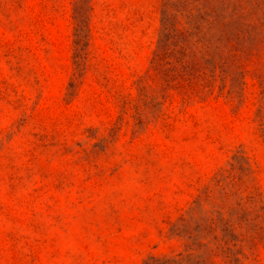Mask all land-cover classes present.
I'll use <instances>...</instances> for the list:
<instances>
[{"label": "rangeland", "instance_id": "obj_1", "mask_svg": "<svg viewBox=\"0 0 264 264\" xmlns=\"http://www.w3.org/2000/svg\"><path fill=\"white\" fill-rule=\"evenodd\" d=\"M0 264H264V0H0Z\"/></svg>", "mask_w": 264, "mask_h": 264}, {"label": "trees", "instance_id": "obj_2", "mask_svg": "<svg viewBox=\"0 0 264 264\" xmlns=\"http://www.w3.org/2000/svg\"><path fill=\"white\" fill-rule=\"evenodd\" d=\"M171 263H173V262H175V261H171V260H169Z\"/></svg>", "mask_w": 264, "mask_h": 264}]
</instances>
